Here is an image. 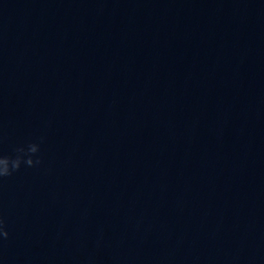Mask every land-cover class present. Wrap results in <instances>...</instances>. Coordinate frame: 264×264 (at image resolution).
<instances>
[{
	"label": "clouds",
	"instance_id": "obj_1",
	"mask_svg": "<svg viewBox=\"0 0 264 264\" xmlns=\"http://www.w3.org/2000/svg\"><path fill=\"white\" fill-rule=\"evenodd\" d=\"M42 143L43 137L39 141H30L17 146L10 154L0 151V190L3 189L5 180L19 172L22 167L37 168L42 165L43 160L40 155ZM9 235L7 221L0 211V245L9 238Z\"/></svg>",
	"mask_w": 264,
	"mask_h": 264
}]
</instances>
